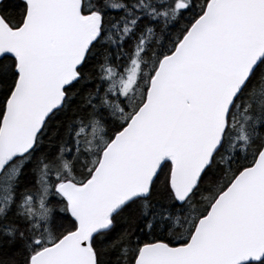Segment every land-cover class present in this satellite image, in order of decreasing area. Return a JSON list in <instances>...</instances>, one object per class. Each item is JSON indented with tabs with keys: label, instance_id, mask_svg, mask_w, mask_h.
I'll return each instance as SVG.
<instances>
[{
	"label": "snow or ice",
	"instance_id": "1",
	"mask_svg": "<svg viewBox=\"0 0 264 264\" xmlns=\"http://www.w3.org/2000/svg\"><path fill=\"white\" fill-rule=\"evenodd\" d=\"M0 264H264V0H0Z\"/></svg>",
	"mask_w": 264,
	"mask_h": 264
}]
</instances>
